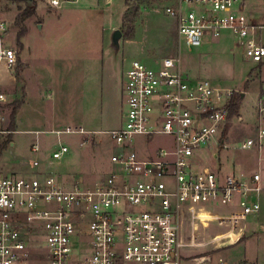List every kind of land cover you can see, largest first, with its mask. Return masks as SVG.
Returning <instances> with one entry per match:
<instances>
[{
  "label": "built area",
  "instance_id": "built-area-1",
  "mask_svg": "<svg viewBox=\"0 0 264 264\" xmlns=\"http://www.w3.org/2000/svg\"><path fill=\"white\" fill-rule=\"evenodd\" d=\"M163 12L175 19L179 44L197 49L225 35L245 61L264 64L261 27L251 22L246 0H167ZM6 31L0 18V66L13 71L19 60L2 43ZM179 62L180 57H167L128 64L121 86L122 121L109 131L114 168L93 187L80 181L67 187L51 173L0 176V264H227L208 255L194 263L196 254L185 251L204 254L212 245L221 250L238 244L245 234L242 223L261 211L262 175L227 174L226 168L214 169L205 161L207 154L217 157L211 151L220 145L217 126L229 120L231 93L208 80L188 79ZM10 103L0 86V138L11 133L6 129ZM256 111L262 118L264 85ZM63 133L92 134L82 127L56 131ZM161 138L165 143L153 147ZM262 147L263 128L256 139L242 143L247 150ZM69 153L62 145L52 159ZM39 166L31 164L35 171ZM217 205L231 210L220 214ZM212 223L226 230L208 242L196 241L198 228ZM187 224L188 242L183 238Z\"/></svg>",
  "mask_w": 264,
  "mask_h": 264
},
{
  "label": "rangeland",
  "instance_id": "rangeland-1",
  "mask_svg": "<svg viewBox=\"0 0 264 264\" xmlns=\"http://www.w3.org/2000/svg\"><path fill=\"white\" fill-rule=\"evenodd\" d=\"M49 1H34L36 5L45 2L37 13L44 28L39 29L32 20L27 24V32L21 39L24 44L21 65L19 61L13 71L0 66V78H4L1 87L11 100L6 110L9 118L6 129L10 134L11 113L16 104L23 102L16 113L17 128L11 139H8L10 134L0 138V143L8 141L0 149V176L51 173L67 187L78 181L93 187L114 168L110 158L115 144L109 131L122 121L121 86L128 64L134 60L152 63L167 57H180V70L188 79L208 80L222 93L230 92L229 101L236 99L237 114L216 129L220 145L214 144L211 152H215L213 155L217 157L213 159L207 154L205 161L214 169L224 167L227 174L235 171L244 177L264 170V147L242 148L246 139H256L259 129H264V114L261 118L256 111L264 85V68L261 72L256 64L245 61L233 39L224 35L221 40L197 49L179 44L176 21L163 12L167 0H128L130 13L139 6L134 31L129 35L122 26L126 0L67 3L60 0V9L47 6ZM249 1L252 6L247 5V14L256 23L264 25V0ZM27 5L30 4L16 1L14 8L19 14ZM9 6H0V13L8 11ZM17 16L14 18V13L8 12L1 15L7 25L2 43L15 51L21 49L17 42ZM113 28L123 34L119 49L112 43ZM69 127H82L84 131L98 133L56 134V131ZM164 143L165 139L161 138L152 146ZM62 145L68 146L70 153L61 160H53V152ZM35 146L38 147L37 152L33 151ZM34 161L40 163L38 171L31 168ZM215 209L225 214L230 208L217 205ZM262 214L261 211L258 217H247V225L256 226V235L246 244L221 250L212 245L205 249L208 252L204 254H200L203 250L191 248L185 254L190 257L196 254L192 259L194 263L208 255L213 262L231 257L232 261L246 258L256 264H264ZM225 227L216 223L206 229L199 227L196 241L204 239L208 242L214 235L223 233ZM190 230L188 224L183 228L186 242L191 238ZM246 235L247 229L243 239Z\"/></svg>",
  "mask_w": 264,
  "mask_h": 264
},
{
  "label": "crops",
  "instance_id": "crops-1",
  "mask_svg": "<svg viewBox=\"0 0 264 264\" xmlns=\"http://www.w3.org/2000/svg\"><path fill=\"white\" fill-rule=\"evenodd\" d=\"M52 1V0H51ZM51 1H49L48 3H47V6H50V8H52V7H54V8H58V9H60L61 8V2H60V0H58V5L57 6H52L51 5ZM71 1H73V2H77L78 0H63V2H65V3H67V2H71ZM46 2V1H45ZM45 2H39L38 4H37V9H36V14L34 15V16H32L31 18H29L27 21H26V27H27V24L29 23V21L30 20H32L33 22H34V24L39 28V29H43L44 28V23L42 22V20L37 16V13L39 12V9H40V5H44L45 4ZM6 4H10V6L8 7V11H6L5 10V12H4V14H1L0 13V18H1V15H6L7 14V12L8 13H14V18L17 16V12H16V9L14 8L15 6H16V1L15 0H0V6L2 7V6H6ZM247 5L251 8V6H252V3H251V1H249V0H246V7H247ZM126 9H127V6H126ZM50 11V10H49ZM248 16H249V18H250V20H251V22L254 24V25H256V26H258V27H261V29L258 31V37L262 40V42L264 43V25L263 24H258V23H256L254 20H252V16L248 13ZM36 18V19H35ZM2 20V19H1ZM3 21V20H2ZM6 24V23H5ZM122 26H123V24H122ZM28 28V27H27ZM120 28V27H119ZM116 29L117 28H113V33H114V31H116ZM208 44V43H207ZM207 44H205V45H207ZM22 45H23V47L21 48V49H17L16 50V53H17V56H18V59H19V61H20V65H21V60H20V56H21V50H23L24 49V44L22 43ZM204 45V46H205ZM7 48H9V47H7ZM10 49H12V48H10ZM256 68L257 69H260V71L262 72V70H263V68H264V64L263 65H260V66H256ZM13 79H12V81L13 82H15L16 81V79L13 77V76H11ZM4 78H0V86H2V80H3ZM88 132H90V133H92L93 135H97V133L98 132H96V131H88ZM11 145H13V144H11ZM257 173H261V175H262V180H263V188H264V170H262V171H260V170H257L256 171ZM261 201H262V203L264 204V190L262 191V193H261V195H260V204H261ZM263 204H261V211L263 212V214H262V217H263V219H264V205ZM230 209H227V210H231V207H229ZM261 211L259 212V214H258V216H260L261 215ZM257 216V215H256ZM255 216V217H256ZM257 216V217H258ZM246 221H247V219H246ZM246 221L244 222V223H242V226H244V228L245 229H247V235H246V237L240 242V243H238V244H236V245H239V244H246L248 241L247 240H251V238H254L255 237V235H256V226L255 225H253V226H249V225H247V223H246ZM262 230H263V235H264V225H263V228H262ZM236 245H234V246H236ZM234 246H232V247H234ZM225 260V259H224ZM233 259L230 257V259H226L225 261L227 262V264H237L238 262H239V264H256L255 262H251V261H249V260H246V258L245 259H240V260H235V261H232ZM257 261H258V259H257Z\"/></svg>",
  "mask_w": 264,
  "mask_h": 264
},
{
  "label": "trees",
  "instance_id": "trees-1",
  "mask_svg": "<svg viewBox=\"0 0 264 264\" xmlns=\"http://www.w3.org/2000/svg\"><path fill=\"white\" fill-rule=\"evenodd\" d=\"M15 1H20V0H15ZM158 1V0H155ZM125 4L127 6V9L125 11L124 17H123V27L126 28V34L129 35L134 31V24H135V18L137 17L138 11H139V6H135V8L133 9V12L130 13L129 11V6H128V0L125 1ZM36 9H37V5L35 3H33V5H27V7L22 10L17 18H16V26L19 27V31L17 34V42H18V46L20 48L23 47L22 43H21V39L23 38V36L25 35V33L27 32V27L25 25L26 20H28L29 18H31L32 16H34L36 14ZM129 26V27H128ZM236 103V99L232 98V100L230 101V111H229V118L232 115H235V113L237 114V107L235 105ZM23 105V102L19 103L18 106L16 104V107H14L13 112L11 113V131L12 134H10L8 136V139L12 137L13 133L16 131L17 125H16V113L17 111L21 108V106ZM8 142V141H6ZM5 141H3L2 143H0V149L2 150L4 145L6 144Z\"/></svg>",
  "mask_w": 264,
  "mask_h": 264
},
{
  "label": "water",
  "instance_id": "water-1",
  "mask_svg": "<svg viewBox=\"0 0 264 264\" xmlns=\"http://www.w3.org/2000/svg\"><path fill=\"white\" fill-rule=\"evenodd\" d=\"M20 1L32 5L35 0H20ZM122 37H123V34L120 30L114 31V33L112 35V43L116 49L120 48V41L122 40ZM244 97H245V94L243 93L242 98H244ZM210 260L211 259L208 258V261H210Z\"/></svg>",
  "mask_w": 264,
  "mask_h": 264
}]
</instances>
